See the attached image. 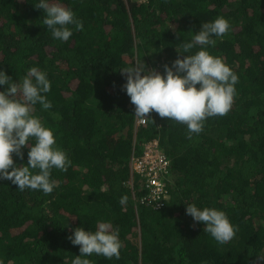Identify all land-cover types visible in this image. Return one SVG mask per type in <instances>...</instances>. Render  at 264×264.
Listing matches in <instances>:
<instances>
[{"label": "trees", "instance_id": "obj_1", "mask_svg": "<svg viewBox=\"0 0 264 264\" xmlns=\"http://www.w3.org/2000/svg\"><path fill=\"white\" fill-rule=\"evenodd\" d=\"M38 2L0 0V69L13 81L32 67L46 74L52 107L37 103L32 114L70 164L51 170L58 187L47 195L0 179V264H71L72 229L94 232L101 221L119 229L120 258L85 257L92 264H252L264 254V0H53L82 21L67 42L43 25ZM219 16L229 31L205 48L238 76L227 115L206 118L191 138L154 111L137 124L119 69L142 60L163 75ZM148 141L170 162L168 197L154 209L136 200L146 190L131 161ZM28 150L23 161L13 154L17 165ZM188 204L224 211L235 237L216 242Z\"/></svg>", "mask_w": 264, "mask_h": 264}, {"label": "clouds", "instance_id": "obj_2", "mask_svg": "<svg viewBox=\"0 0 264 264\" xmlns=\"http://www.w3.org/2000/svg\"><path fill=\"white\" fill-rule=\"evenodd\" d=\"M33 6L43 10V25L57 40L67 42L73 35V27L83 29L82 21L74 12L59 2L39 0ZM229 28L228 20L222 16L203 23L190 42L176 49L178 55L171 66L163 65V75L154 67H147L142 60L119 69L126 80L122 88L134 105V115L146 120L154 111L161 118L186 125L189 138L202 131L206 118L227 115L234 102L238 76L221 58L212 56L205 46L215 45L213 37H223ZM193 49L197 50L193 52ZM181 54L186 55L181 58ZM0 86H5L0 91V179L11 181L20 191L31 189L51 194L58 187L50 179L51 170L66 171L70 160L63 150L55 146L53 132L32 114L37 103L45 110L52 107L44 95L50 91V81L36 67L30 68L22 81H13L0 69ZM146 143L141 144L142 150ZM25 147L29 149L27 164L17 165L13 154L23 161L22 149ZM133 170L141 178L143 190H146V194L136 198L141 203V197L149 193V188L141 171ZM169 172L170 162L168 172L161 180L165 189L161 195L163 203L168 197L164 178L168 180ZM130 183L133 184L132 181ZM125 201L126 197H122L121 203ZM185 211L194 221L202 222L203 231L219 244L228 243L235 237L236 229L224 211L209 207L201 209L195 204L186 205ZM118 233V228L113 229L110 223L103 221L98 222L94 232L80 226L73 228L67 239L79 246V255L71 264H92L85 257L93 254L119 259L122 244ZM252 264H264V254L257 255Z\"/></svg>", "mask_w": 264, "mask_h": 264}, {"label": "built area", "instance_id": "obj_3", "mask_svg": "<svg viewBox=\"0 0 264 264\" xmlns=\"http://www.w3.org/2000/svg\"><path fill=\"white\" fill-rule=\"evenodd\" d=\"M140 123L144 119L139 118ZM133 168L141 171L145 176L146 186L149 188V193L141 197V203L151 205L153 208H158L163 205L161 195L165 192L163 175L168 172V159L157 149L155 141H148L144 144L141 155L131 158Z\"/></svg>", "mask_w": 264, "mask_h": 264}, {"label": "rangeland", "instance_id": "obj_4", "mask_svg": "<svg viewBox=\"0 0 264 264\" xmlns=\"http://www.w3.org/2000/svg\"><path fill=\"white\" fill-rule=\"evenodd\" d=\"M136 123L139 124V121L136 120ZM132 240H133L134 242H137V237H133Z\"/></svg>", "mask_w": 264, "mask_h": 264}]
</instances>
